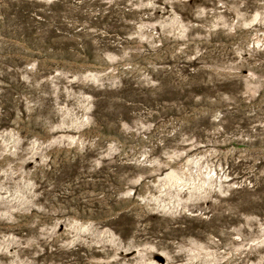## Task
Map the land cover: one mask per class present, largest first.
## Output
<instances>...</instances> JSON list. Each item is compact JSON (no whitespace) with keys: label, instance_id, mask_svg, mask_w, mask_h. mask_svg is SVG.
<instances>
[{"label":"rangeland","instance_id":"374dc122","mask_svg":"<svg viewBox=\"0 0 264 264\" xmlns=\"http://www.w3.org/2000/svg\"><path fill=\"white\" fill-rule=\"evenodd\" d=\"M0 264H264V0H0Z\"/></svg>","mask_w":264,"mask_h":264}]
</instances>
